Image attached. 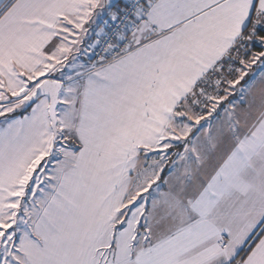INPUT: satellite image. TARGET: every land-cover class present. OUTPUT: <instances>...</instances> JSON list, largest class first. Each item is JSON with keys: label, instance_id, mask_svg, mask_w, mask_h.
Here are the masks:
<instances>
[{"label": "snow or ice", "instance_id": "snow-or-ice-1", "mask_svg": "<svg viewBox=\"0 0 264 264\" xmlns=\"http://www.w3.org/2000/svg\"><path fill=\"white\" fill-rule=\"evenodd\" d=\"M0 264H264V0H0Z\"/></svg>", "mask_w": 264, "mask_h": 264}]
</instances>
